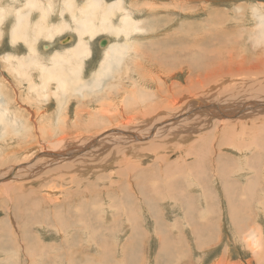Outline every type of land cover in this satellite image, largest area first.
Instances as JSON below:
<instances>
[{"label": "rangeland", "instance_id": "374dc122", "mask_svg": "<svg viewBox=\"0 0 264 264\" xmlns=\"http://www.w3.org/2000/svg\"><path fill=\"white\" fill-rule=\"evenodd\" d=\"M60 1L44 22L68 27L16 49L13 6L30 28L41 13L0 0V264H264V0H121L143 38L88 36V87L57 96L41 64L60 67L80 38ZM104 38L131 49L92 88Z\"/></svg>", "mask_w": 264, "mask_h": 264}, {"label": "bare ground", "instance_id": "6f19581e", "mask_svg": "<svg viewBox=\"0 0 264 264\" xmlns=\"http://www.w3.org/2000/svg\"><path fill=\"white\" fill-rule=\"evenodd\" d=\"M13 1V0H12ZM17 1V0H15ZM21 1V0H20ZM78 0H65V1H60L59 2V7L57 5V10H58V14H60V16L63 15V10L65 8H67V10L70 11L71 14H73V16L75 17L74 21L76 22L73 26L76 27V31L78 34H80V38L78 43L74 46V48L72 50H70L68 53H65L67 51L61 52L62 54H59V56L56 58V64L59 65L60 67H53V66H49V65H44L43 63L41 64V70H42V79L44 80V84L48 85V83L51 80H55L57 82V86H56V95L59 96V92L63 91L62 95L64 96L68 91H72V92H82L84 87H88L87 83L85 82V80L83 81V77H82V71H83V61L82 59L84 58V56H89L90 55V45L88 42H86V39L88 36L93 37L95 33H97L98 31L102 30V29H108L111 33L114 32L116 33L118 36H121L122 34H124L125 36L129 37L130 40H136V39H142L143 38V34H141L142 32V28H144V25H142L146 20H144V22L140 19L136 20L134 17V14L132 13V11L130 10H126L125 5H123V2L121 0H116L112 3L113 6L111 5H105V3L103 2V0H85L83 5H79L77 3ZM17 3V2H16ZM19 3V2H18ZM24 3V2H23ZM12 4V3H11ZM53 2L52 0H27V5H25V7L27 8V10H31V12L33 13L34 9H39L41 16L39 18V20L35 23L36 27L30 28V14L26 13L23 11V9H17L16 6H13L14 9L12 10V13L15 14L14 12H18V15H16L15 17L17 18L16 23H13L14 27L12 30V44L15 45V47L18 45V41L21 39H24V41L29 42L30 46L32 49H35V43H36V39L38 37V35H41L43 33V31H46V36H50L53 35L54 31L58 30V29H63V28H67L68 24L62 22L63 24H61L60 26H51L49 27L48 25H46V23L44 22L46 20V18L50 15V11L52 10V6H53ZM19 5V4H18ZM62 5V6H60ZM107 6V9H106ZM176 6V5H175ZM201 7V6H200ZM1 8V7H0ZM50 8V9H49ZM154 8V7H153ZM128 9V8H127ZM2 8L0 9V21L2 20V14L3 12L1 11ZM14 10V12H13ZM78 10H81L82 15L80 17H76ZM103 10V17H100V20L97 18L99 12ZM162 10V9H161ZM65 11V10H64ZM123 12L124 13L121 14L120 18H119V24H114L112 21V17L116 14L117 12ZM148 11V10H147ZM154 11V10H153ZM163 11V10H162ZM144 12V10H143ZM208 12V11H207ZM10 13V12H9ZM146 13V11H145ZM167 13V12H166ZM138 14V13H137ZM148 14V13H147ZM32 15V14H31ZM100 15V14H99ZM119 16V15H118ZM162 16V15H161ZM208 17V16H207ZM211 17V15L209 16ZM137 18V17H136ZM98 19V20H97ZM216 19V18H215ZM219 19V18H218ZM211 22H215V20H212V18L210 19ZM209 20V21H210ZM100 21V25L99 26L97 24V22ZM153 21V20H150ZM209 21H205V22H209ZM12 22V21H11ZM18 22V23H17ZM71 22V21H70ZM71 24V23H70ZM149 24H151L149 22ZM169 24V23H168ZM209 24V23H207ZM215 24V23H214ZM151 27V26H150ZM155 27H153L152 24V28L153 29ZM12 29V28H11ZM150 30V28H148ZM234 29V28H233ZM30 30H37L39 33H36L38 35H33L31 37H28V32ZM156 30V29H155ZM153 30V31H155ZM87 31H89V33H86ZM230 31V30H229ZM232 31V30H231ZM141 32V33H140ZM147 32V31H146ZM149 32V31H148ZM156 32V31H155ZM234 32V31H233ZM236 32V31H235ZM1 33V30H0ZM227 32H223V30H217L215 31V33H210L209 35L214 36V35H222L224 36V34ZM141 34V35H140ZM148 34V33H147ZM154 34V33H153ZM96 35V34H95ZM149 35V34H148ZM208 35V36H209ZM235 35V34H234ZM155 36V35H154ZM236 36V35H235ZM118 38V37H117ZM70 37H68L66 40H69ZM106 40V45H104L105 47H108L107 49L105 48V56L104 59L102 60L101 64L102 68L97 70V73L95 74V77L93 78V82L91 83L93 85L92 88H97L100 86V83L102 82L104 76L106 75V72L109 71L112 68V64H115V62H117L118 64H120L122 57H124L131 49L130 46V42L129 40H127L125 43H120V42H115V43H110V45L108 44V39L104 38ZM103 39V40H104ZM147 39V38H146ZM64 40V41H66ZM73 40V39H72ZM102 40V41H103ZM101 41V43H102ZM139 41V40H138ZM136 42V41H135ZM140 42V41H139ZM101 45V44H100ZM50 46V45H48ZM102 46V45H101ZM135 44H132V48H134ZM35 47V48H34ZM47 47V46H46ZM45 48V47H44ZM17 49V47H16ZM15 50V49H14ZM135 51H139V50H135ZM136 54H138L136 52ZM141 54L143 55V53L141 52ZM7 55V54H6ZM232 55V53H231ZM145 56V55H144ZM142 56L143 58L147 59L146 57ZM12 57V54H8L7 56V60H9ZM54 61V59H53ZM68 62V64H70V68L67 66H64L62 62ZM170 61V60H169ZM147 62V60H146ZM170 63V62H169ZM24 64L18 65L17 68H23ZM62 67V68H61ZM135 67V66H133ZM22 71V70H21ZM151 71H156L155 69L151 70ZM102 73V74H101ZM233 73V72H232ZM260 74V73H259ZM256 75V74H255ZM156 76V75H155ZM121 77V76H120ZM141 77L143 76H139L137 77L138 80L141 79ZM227 78V77H226ZM118 82V81H117ZM140 82H144L147 83L149 82L148 77L145 78V80H141L138 81V83ZM133 83L135 84V82L133 81ZM172 84V83H171ZM220 84V83H219ZM130 85V84H129ZM174 85V84H173ZM247 85V84H246ZM79 86V87H78ZM175 86V85H174ZM38 87V86H37ZM78 87V88H77ZM91 87V86H90ZM191 87V86H190ZM163 88V87H162ZM161 88V89H162ZM174 89V87H172ZM188 88V87H186ZM130 89V88H129ZM167 89V87H166ZM178 89V88H177ZM244 89V88H243ZM132 90V89H131ZM165 90V89H162ZM166 92V91H165ZM251 93V92H250ZM130 94V93H129ZM104 95V94H102ZM143 95V94H142ZM154 98V95H152ZM101 97V95H100ZM105 97V96H104ZM145 98H147L144 95ZM143 97V98H144ZM102 98V97H101ZM142 102L146 101L144 100ZM144 98V99H145ZM150 98V97H149ZM207 99V98H206ZM136 100V99H135ZM134 100V101H135ZM138 101V99H137ZM169 102V101H168ZM137 103V102H136ZM164 103V102H163ZM157 104V103H156ZM155 105V103H154ZM217 105V104H216ZM158 106V105H157ZM160 106V104H159ZM220 106V105H219ZM218 106V107H219ZM247 106V105H246ZM166 107V106H165ZM164 107V108H165ZM156 108V107H155ZM207 108V107H206ZM248 108V107H247ZM149 109V108H148ZM212 109V108H211ZM147 110V109H146ZM150 110V109H149ZM148 110V111H149ZM168 110V109H167ZM186 110V109H185ZM185 110H182L181 115H183L185 113ZM155 111V110H154ZM187 111V110H186ZM163 112V111H162ZM5 112H1V114H4ZM137 114V113H136ZM139 117V116H138ZM183 117V116H182ZM4 119L2 120L3 123ZM12 122H15L12 121ZM16 129V128H15ZM83 132V131H82ZM81 133V132H80ZM67 137V136H65ZM90 139V138H88ZM66 139H63L61 141H59L58 145L60 144H64V145H68L65 144ZM65 141V143H64ZM71 141V140H70ZM93 141V140H92ZM87 143V142H86ZM88 147V146H87ZM245 152V151H244ZM37 153V152H36ZM55 155V154H53ZM57 156V155H55ZM1 160V159H0ZM4 160V159H3ZM93 161V160H92ZM14 166V165H13ZM11 166L7 169V171L2 174L3 177L7 178L11 175V173H13V171L16 170L17 166ZM89 169V168H88ZM48 174V173H47ZM69 174V173H68ZM5 175V176H4ZM50 174H48L49 176ZM51 176V175H50ZM53 176V173H52ZM68 176V175H67ZM62 179V177H61ZM59 182V179H58ZM98 182V181H97ZM52 183V184H50ZM47 189L49 192H55L54 190L57 191V188H59V186L57 187V184H55L54 182H48L47 183ZM78 186V185H77ZM17 187L18 189H22L20 186L17 185H10V183L7 185H4V190L6 189H11ZM41 187V186H40ZM43 187V186H42ZM45 188V187H44ZM105 189V188H104ZM107 189V188H106ZM63 190V189H62ZM84 190V189H83ZM82 190V191H83ZM90 190L92 191V189L90 188ZM109 190V189H108ZM66 191V190H65ZM103 191V190H102ZM39 192H41L40 190H36L34 192V195H37ZM63 192V191H62ZM101 192V191H100ZM105 192V190H104ZM25 193V191H24ZM107 195L109 194V192H107ZM7 194V193H6ZM206 194V193H205ZM33 195V196H34ZM43 196V195H42ZM11 197V196H10ZM85 197V196H82ZM103 197V196H102ZM14 198V197H13ZM49 198V197H48ZM60 197L56 198L59 199ZM106 198V196H105ZM25 199V198H24ZM26 200V199H25ZM24 201V200H23ZM28 201H29V196H28ZM125 202V201H124ZM27 203V202H26ZM48 203V202H46ZM60 201H56V200H52V204H54L55 207H61L60 206ZM42 204V203H40ZM49 204V203H48ZM44 205V204H43ZM70 205V204H69ZM25 206V205H24ZM37 206V205H36ZM38 207V206H37ZM42 207V206H40ZM50 207V206H49ZM68 207V206H67ZM18 209V208H17ZM22 208H20L19 210H21ZM25 211V210H24ZM27 211V210H26ZM23 212V211H22ZM35 212V211H34ZM26 213V212H24ZM34 214V213H33ZM58 219V218H57ZM60 220V219H59ZM56 230L58 231V234H62L66 233L68 231V227L61 223L60 221V225L56 228ZM89 234V232H88ZM92 241V240H91ZM93 242V241H92Z\"/></svg>", "mask_w": 264, "mask_h": 264}, {"label": "water", "instance_id": "95a60500", "mask_svg": "<svg viewBox=\"0 0 264 264\" xmlns=\"http://www.w3.org/2000/svg\"><path fill=\"white\" fill-rule=\"evenodd\" d=\"M106 43H107V42H106V40L104 39V40L102 41L101 45L104 46V45H106Z\"/></svg>", "mask_w": 264, "mask_h": 264}]
</instances>
